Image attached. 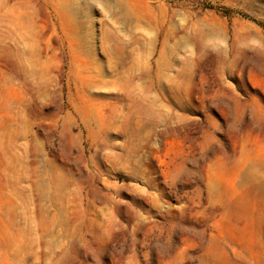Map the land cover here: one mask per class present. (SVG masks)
<instances>
[{"label":"rangeland","instance_id":"1","mask_svg":"<svg viewBox=\"0 0 264 264\" xmlns=\"http://www.w3.org/2000/svg\"><path fill=\"white\" fill-rule=\"evenodd\" d=\"M0 264H264V0H0Z\"/></svg>","mask_w":264,"mask_h":264},{"label":"trees","instance_id":"2","mask_svg":"<svg viewBox=\"0 0 264 264\" xmlns=\"http://www.w3.org/2000/svg\"><path fill=\"white\" fill-rule=\"evenodd\" d=\"M224 13L228 14L229 13V10L228 9H225L224 10Z\"/></svg>","mask_w":264,"mask_h":264}]
</instances>
